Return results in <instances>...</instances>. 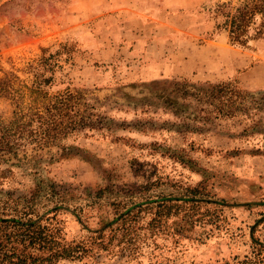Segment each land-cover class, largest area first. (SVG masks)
<instances>
[{
    "label": "rangeland",
    "instance_id": "rangeland-1",
    "mask_svg": "<svg viewBox=\"0 0 264 264\" xmlns=\"http://www.w3.org/2000/svg\"><path fill=\"white\" fill-rule=\"evenodd\" d=\"M222 1L0 0L2 119L42 48L60 50L45 89L77 102L74 131L0 165V216L84 247L52 264H264V35L231 44ZM221 82L245 110L190 95Z\"/></svg>",
    "mask_w": 264,
    "mask_h": 264
},
{
    "label": "trees",
    "instance_id": "trees-1",
    "mask_svg": "<svg viewBox=\"0 0 264 264\" xmlns=\"http://www.w3.org/2000/svg\"><path fill=\"white\" fill-rule=\"evenodd\" d=\"M212 13L215 30L226 32L231 44L245 45L249 40L264 35V0L222 1L215 5ZM59 51L52 53L48 48L41 49V54L28 67L34 80L25 108L14 110L9 120L2 119L0 115V165L16 157L22 146H45L76 129L72 121L77 111L74 94L69 90L50 94L45 89L58 66L55 56ZM7 84L5 78L0 77L2 97L9 94ZM189 91L196 99L206 100L216 118L234 116L245 110L242 92L228 82L207 83ZM260 101L254 103L259 106ZM81 122L87 123L85 119ZM26 219V222H21L13 217L0 216V264H52L48 260L53 257H81L82 245H61L44 226L36 224L30 217ZM31 247L49 252L45 256L37 255L31 252Z\"/></svg>",
    "mask_w": 264,
    "mask_h": 264
}]
</instances>
